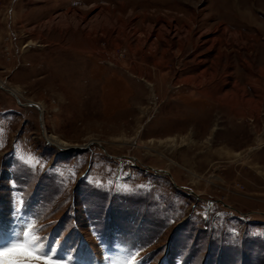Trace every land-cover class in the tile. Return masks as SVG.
Here are the masks:
<instances>
[{"label":"rangeland","instance_id":"1","mask_svg":"<svg viewBox=\"0 0 264 264\" xmlns=\"http://www.w3.org/2000/svg\"><path fill=\"white\" fill-rule=\"evenodd\" d=\"M33 241L264 264V0H0V251Z\"/></svg>","mask_w":264,"mask_h":264},{"label":"snow or ice","instance_id":"2","mask_svg":"<svg viewBox=\"0 0 264 264\" xmlns=\"http://www.w3.org/2000/svg\"><path fill=\"white\" fill-rule=\"evenodd\" d=\"M35 231V229H33ZM36 241L29 244H19L11 249L0 251V264H36L37 261L44 259L45 264H52L50 258H46L42 249L33 251ZM23 257V259H21Z\"/></svg>","mask_w":264,"mask_h":264},{"label":"bare ground","instance_id":"3","mask_svg":"<svg viewBox=\"0 0 264 264\" xmlns=\"http://www.w3.org/2000/svg\"><path fill=\"white\" fill-rule=\"evenodd\" d=\"M2 85V87H4L5 85H4V83H1ZM1 87V88H2ZM9 93H11V94H13V95H18L17 93V90H13V89H9ZM34 106H35V108H37L36 107V105L34 104ZM39 107V106H38ZM39 108H41V110H42V107L40 106ZM38 109V108H37ZM46 141H47V139H46ZM48 141L51 143V144H53V145H55L59 150H70V149H72L71 147H69L67 144H65V143H63V142H60L59 140H57L56 138H53V137H48Z\"/></svg>","mask_w":264,"mask_h":264},{"label":"crops","instance_id":"4","mask_svg":"<svg viewBox=\"0 0 264 264\" xmlns=\"http://www.w3.org/2000/svg\"><path fill=\"white\" fill-rule=\"evenodd\" d=\"M229 107V106H228Z\"/></svg>","mask_w":264,"mask_h":264}]
</instances>
